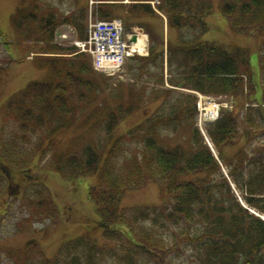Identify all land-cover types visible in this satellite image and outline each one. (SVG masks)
Wrapping results in <instances>:
<instances>
[{
  "label": "trees",
  "instance_id": "1",
  "mask_svg": "<svg viewBox=\"0 0 264 264\" xmlns=\"http://www.w3.org/2000/svg\"><path fill=\"white\" fill-rule=\"evenodd\" d=\"M132 1L142 2L131 5L134 14L139 12L138 6L144 13H155L145 2L147 0ZM158 9L165 14L167 27L176 31L175 41L167 40L166 45L151 43L148 57H132L142 65L130 64V75L134 80L152 84L143 88L142 84L133 83L136 92L143 90V100L146 93L149 102L162 99L155 114L127 131L132 137L141 135V156H132L124 162L117 158L121 152V137L126 134H114V130L122 117L137 107L133 101L127 106L117 104L107 111V138L101 143L88 142L82 145L79 154L70 152L50 156L44 168L59 173L65 181L74 182L87 175H96V183L87 189V200L93 204L91 215L97 216L96 226L101 234L94 238L83 233L65 241L55 257H42L43 264H99L100 253L114 254L124 264H173L170 253L177 246L175 239L191 241L195 264H264V220L238 200L229 179L194 126L195 96L185 91L248 97L254 92L249 51L238 45L201 38L196 29L204 27L203 16L213 11L211 0H161ZM35 10L39 8L35 7ZM95 10L99 18L114 15L109 4L100 3ZM219 11L229 18L232 31L264 36V0H221ZM17 15L16 29L20 33L36 23L39 31L50 41L55 27L65 23L75 29L78 39L86 38V6L64 14L59 21L51 11L40 18L33 10L19 11ZM160 37L163 39V33ZM74 48L59 47L61 51L72 54L70 56H76L80 75L67 70L65 82L29 81L6 104L7 113H17L15 118L22 131L21 141L10 137L1 138L0 142L1 162L24 171L23 184L35 186L33 195L38 197L35 206H46L48 213L55 207L49 187L41 179L35 181L32 178L34 170L31 168L32 159L36 155L40 158V154L46 151L40 143L31 148L30 133L36 135L38 129L47 125L46 118L53 117L56 112L71 114L69 99L73 97V91L79 87L91 88V80L82 77L89 72L96 74L89 66V54ZM165 55L166 77L163 72ZM259 58L262 77L260 102H249L241 119L230 111H223L218 120L207 124L206 129L244 204L264 214V150L259 149H264V141L248 151V143L253 137H264V43ZM84 96L85 93H79L78 100L82 102ZM160 111L163 112L159 114ZM157 122L174 130L189 124L193 151L188 152L182 145L166 148L158 143ZM59 126L54 120L47 129V149L53 144L50 136ZM240 137L244 138L240 150H234L232 155L224 153V148L234 147ZM111 143L113 145L108 146ZM1 168L5 174L0 173V187L5 179L9 182L6 167ZM188 174L206 178L177 179ZM156 177L161 189L171 195L168 204L122 205L124 193ZM28 206L33 207L32 202ZM169 230L174 238L171 245ZM99 240L103 243H97Z\"/></svg>",
  "mask_w": 264,
  "mask_h": 264
},
{
  "label": "rangeland",
  "instance_id": "2",
  "mask_svg": "<svg viewBox=\"0 0 264 264\" xmlns=\"http://www.w3.org/2000/svg\"><path fill=\"white\" fill-rule=\"evenodd\" d=\"M78 1L80 2V0ZM78 1L0 0V142L1 138L10 139V137L17 142L21 141L19 138L22 131L19 130L15 118L17 113L13 111L7 113L6 104L8 100L15 97L17 92L23 90L29 81L53 80L55 82H65L64 74L67 70L80 75L79 60L76 56H70L72 54L59 49V47L74 46V50H78L74 43L78 38L75 29L69 24H58L50 41H47L46 34L41 33V30L39 31L36 23L31 24V29L20 33L16 29L18 12L33 10L40 18L51 11L57 15L59 21L64 14L83 6L77 5ZM211 1L213 11L203 16L204 27L198 26L196 29L197 32L201 33V38L216 40L222 44L238 45L247 48L249 51L254 92L248 97L247 95L231 97L222 94L220 98L224 101L232 100L233 103L229 111L241 119L244 115V108L249 102H260L262 99L259 56L261 46L264 43V36L232 31L229 26V18L219 11L221 0ZM35 7H38L39 10H35ZM86 7L88 8V5ZM19 8L20 10L17 12ZM156 8L158 9V7ZM125 20L126 31H129L132 25L137 24L148 34L150 45L153 42L166 44L170 32V28L165 26L167 19L157 16L154 21L149 23H133L128 18H125ZM162 33L164 35L163 39L160 37ZM70 60H72L73 65L70 64ZM130 64L142 65L141 62L128 58L120 72V77L106 75L101 72H95L94 75L91 72L83 74V78L91 80V88L86 90L84 87H79L81 91H73L74 95L69 99L71 114L56 112L53 117L46 118L47 125L38 129L36 135L30 133L31 148L40 143V147L46 151L44 154H40V158L39 155H36V158L32 159L31 168L34 170L32 178L35 181L37 178L41 179L40 181H43L46 187H49L51 198L55 204V207L49 213L46 206H35L38 198L33 195L35 186L23 184L24 171L20 172L21 170H16L14 166H6L0 159V173L4 175L5 171L2 170L1 166L6 167L4 169L8 172L6 176L9 180L8 184L5 179L6 182L3 181V185L0 187V264H43L42 257H55L65 241L83 233H88L94 238H98L101 234L96 226L97 216L95 214L91 215L93 204L87 200V189L89 185L96 183V175H87L70 182L63 180L59 173L50 172L44 167L50 156L65 155L70 152L79 154L82 145L92 141L101 143L104 138H107V111L114 109L117 104L122 103L127 106L131 101L136 103L137 107L131 113L123 116L114 130V134H126L125 137L120 136L122 139L119 145L121 152L117 158L120 162H124L132 156H141L143 147L141 135L137 134L132 137L127 131L155 114L162 99L149 102L146 93L143 100V90L139 89L136 92L134 84H142L143 88L151 87L152 84L151 82L134 80L130 75ZM163 66L165 77L168 73L166 62ZM57 70L60 71L57 72ZM155 87L159 86L155 85ZM147 91H149V88ZM79 93H85V96L81 99L82 102L79 101ZM162 112L160 111L159 114ZM54 120H57L60 126L50 136L53 144L47 149V129L53 125ZM155 128L158 131L156 139L161 145L166 148L182 145L188 152L193 151L192 130L189 124L174 130L160 126L157 122ZM200 135L202 134L200 133ZM202 137L204 138L203 135ZM240 138L241 140L237 141L234 147H232L233 145L225 147L224 153L232 155L234 150H240L243 145L242 142H244V138ZM262 141H264L263 136L253 137L248 143V151ZM110 145L112 146L113 143L108 146ZM24 146H27V144H24ZM259 149L264 150L263 147H259ZM222 169L223 173L228 175L227 167L224 164ZM196 177L205 176L188 174L185 177L178 176L177 179H195ZM156 179L157 177L142 186L136 187V189H130L124 193L121 199L122 205L131 207L134 205L168 204L171 195L161 189ZM39 187L42 186L39 185ZM29 202H32L33 207L28 206ZM174 231L178 232L179 229H174ZM169 233L168 237L171 245L174 238L171 230H169ZM175 240L177 246L170 253L173 264H195V258L191 251V241ZM97 243L102 244L103 241L99 240ZM98 258L100 259L99 264L120 263L116 256L111 253H100Z\"/></svg>",
  "mask_w": 264,
  "mask_h": 264
},
{
  "label": "built area",
  "instance_id": "3",
  "mask_svg": "<svg viewBox=\"0 0 264 264\" xmlns=\"http://www.w3.org/2000/svg\"><path fill=\"white\" fill-rule=\"evenodd\" d=\"M134 30L138 31L137 28ZM136 32L126 34L123 22L119 18L98 20L89 17L87 40L75 41V44L81 50L91 53L93 65L97 70L111 75L121 69L126 57L147 53V40L143 35L145 43L143 51L132 50L134 46L131 44L140 36ZM222 106H227V103L199 95L196 104L199 127L202 128L205 122L217 118Z\"/></svg>",
  "mask_w": 264,
  "mask_h": 264
},
{
  "label": "crops",
  "instance_id": "4",
  "mask_svg": "<svg viewBox=\"0 0 264 264\" xmlns=\"http://www.w3.org/2000/svg\"><path fill=\"white\" fill-rule=\"evenodd\" d=\"M87 1L88 0H80V2L78 1L77 5L85 6L87 5ZM100 3L109 4L110 7L113 9V14H114L113 16H120L123 18H128L133 23H149V22L154 21V19H156V17L160 15L159 13H156V12L154 14L144 13L142 11L141 6H138L137 10L139 12L135 14L131 12V9H130L131 5H133L134 3H142V2H136L132 0H123L122 2H116L112 0H102L100 1ZM146 3L148 2L146 1ZM168 38L169 40L174 42L176 39V31L171 29L169 32Z\"/></svg>",
  "mask_w": 264,
  "mask_h": 264
},
{
  "label": "bare ground",
  "instance_id": "5",
  "mask_svg": "<svg viewBox=\"0 0 264 264\" xmlns=\"http://www.w3.org/2000/svg\"><path fill=\"white\" fill-rule=\"evenodd\" d=\"M138 42H136L133 46V51L134 52H140L143 51L144 47H145V43H144V37L142 35L139 36V39H137ZM262 217H264V215H262Z\"/></svg>",
  "mask_w": 264,
  "mask_h": 264
}]
</instances>
